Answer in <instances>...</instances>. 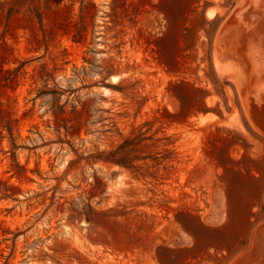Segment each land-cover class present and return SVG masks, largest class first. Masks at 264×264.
<instances>
[{
    "label": "rangeland",
    "instance_id": "1",
    "mask_svg": "<svg viewBox=\"0 0 264 264\" xmlns=\"http://www.w3.org/2000/svg\"><path fill=\"white\" fill-rule=\"evenodd\" d=\"M262 21L0 0V264H264Z\"/></svg>",
    "mask_w": 264,
    "mask_h": 264
},
{
    "label": "trees",
    "instance_id": "2",
    "mask_svg": "<svg viewBox=\"0 0 264 264\" xmlns=\"http://www.w3.org/2000/svg\"><path fill=\"white\" fill-rule=\"evenodd\" d=\"M115 153L116 152H113L112 154H109L108 156L103 157V158L100 157L99 160H102L104 162H108V163H111V164H116V165L123 164L122 161H121L122 159H119L117 157H114L115 156Z\"/></svg>",
    "mask_w": 264,
    "mask_h": 264
},
{
    "label": "bare ground",
    "instance_id": "3",
    "mask_svg": "<svg viewBox=\"0 0 264 264\" xmlns=\"http://www.w3.org/2000/svg\"><path fill=\"white\" fill-rule=\"evenodd\" d=\"M250 17H251V16H249V18H250ZM249 18H248V19H249ZM252 19H253V18L251 17L249 21H251ZM254 20H255V19H254ZM255 21H256V20H255ZM259 21H260V19H259ZM260 22H261V21H260ZM262 22L264 23V21H262ZM248 23H250V22H248ZM248 23H247V24H248ZM251 24H252V23H250L249 25H251ZM253 24H255V25L257 26V23L254 22ZM258 24H260V23H258ZM255 25H253V26H255ZM261 25H262V24H261ZM251 26H252V25H251ZM257 27H258V26H257ZM257 27H256V28H257ZM263 27H264V26H263ZM252 32H254V30H253ZM257 34H258V33H257ZM259 37H260V36H259ZM259 37H258V38H259ZM253 39H254V38H253ZM262 40H263V38H262ZM257 41H258V40H257ZM261 42H262V41L260 40V43H261ZM262 43H263V42H262ZM255 44H256V43H255ZM257 44H258V43H257ZM257 44H256V45H257ZM256 47H258V46H256ZM258 48H259V47H258ZM262 49H264V48L262 47ZM259 50H260V49H259ZM260 51H261V50H260ZM262 51H263V53H264V50H262ZM261 53H262V52H261ZM206 118H207V115L201 116V117H200V121L203 122V121L206 120Z\"/></svg>",
    "mask_w": 264,
    "mask_h": 264
}]
</instances>
